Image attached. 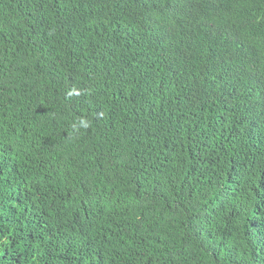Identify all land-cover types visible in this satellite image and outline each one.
<instances>
[{"label":"trees","instance_id":"1","mask_svg":"<svg viewBox=\"0 0 264 264\" xmlns=\"http://www.w3.org/2000/svg\"><path fill=\"white\" fill-rule=\"evenodd\" d=\"M0 264H264V0H0Z\"/></svg>","mask_w":264,"mask_h":264}]
</instances>
